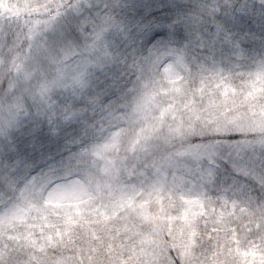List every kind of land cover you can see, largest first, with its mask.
I'll return each mask as SVG.
<instances>
[{
	"label": "snow or ice",
	"instance_id": "obj_1",
	"mask_svg": "<svg viewBox=\"0 0 264 264\" xmlns=\"http://www.w3.org/2000/svg\"><path fill=\"white\" fill-rule=\"evenodd\" d=\"M190 182L246 194L264 264V0H0V224ZM143 228L117 264H184Z\"/></svg>",
	"mask_w": 264,
	"mask_h": 264
},
{
	"label": "rangeland",
	"instance_id": "obj_2",
	"mask_svg": "<svg viewBox=\"0 0 264 264\" xmlns=\"http://www.w3.org/2000/svg\"><path fill=\"white\" fill-rule=\"evenodd\" d=\"M229 195L232 200L221 196L217 202L214 196L206 195L202 185L190 182L179 188H157L149 193L147 206L129 205L107 216L69 220L53 215L43 226L32 220L27 225L3 223L0 259L7 264H32L24 254H30L31 245L37 243L40 254L47 259H43L44 264H74L60 255L72 249L71 253L88 256L84 264H117L122 251L127 256V250L122 248L126 237L141 231L143 225L145 234L161 233L162 247L164 234L170 232L184 264H240L236 248L245 246L254 214L247 207L246 194L237 190L235 195Z\"/></svg>",
	"mask_w": 264,
	"mask_h": 264
},
{
	"label": "trees",
	"instance_id": "obj_3",
	"mask_svg": "<svg viewBox=\"0 0 264 264\" xmlns=\"http://www.w3.org/2000/svg\"><path fill=\"white\" fill-rule=\"evenodd\" d=\"M25 247H26V245H25ZM24 247V248H25ZM40 246L37 244V243H34V244H32L31 245V249H30V254H24V258H28V257H30L31 258V262H32V264H44V261H43V259H45L46 261H47V259L46 258H44L41 254H40ZM73 250V249H72ZM72 250H68V251H66L67 253H69V254H65L66 252H63L62 254H60V255H62L63 257H65V258H68L69 260H72L73 261V263L74 264H84V262L86 261V258H85V256H87V255H85V254H77V253H71L72 252ZM71 253V254H70ZM88 257V256H87ZM38 260H41L42 262L41 263H39V261ZM36 261H38L37 263H36ZM52 264V263H51Z\"/></svg>",
	"mask_w": 264,
	"mask_h": 264
}]
</instances>
